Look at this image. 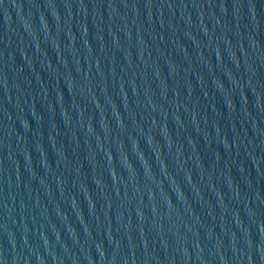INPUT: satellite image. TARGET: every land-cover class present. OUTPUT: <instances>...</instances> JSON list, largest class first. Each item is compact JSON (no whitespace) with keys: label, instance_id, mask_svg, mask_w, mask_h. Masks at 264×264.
Masks as SVG:
<instances>
[{"label":"water","instance_id":"water-1","mask_svg":"<svg viewBox=\"0 0 264 264\" xmlns=\"http://www.w3.org/2000/svg\"><path fill=\"white\" fill-rule=\"evenodd\" d=\"M0 264H264V0H0Z\"/></svg>","mask_w":264,"mask_h":264}]
</instances>
